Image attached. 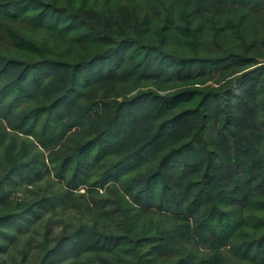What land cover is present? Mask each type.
<instances>
[{
	"label": "rangeland",
	"instance_id": "374dc122",
	"mask_svg": "<svg viewBox=\"0 0 264 264\" xmlns=\"http://www.w3.org/2000/svg\"><path fill=\"white\" fill-rule=\"evenodd\" d=\"M163 2L172 4L171 16L184 13L189 4L186 0ZM202 9L188 14L187 24L179 21L184 29L199 34L196 52L219 55L221 45L256 60L244 65L225 62L212 70L194 64L192 68L171 65L161 71L154 61L146 65L142 58H133L111 80L78 82L77 89L54 111L60 112L58 119L28 109L31 102L42 101L37 96L32 101L15 99L16 91L7 82L15 76L11 70L4 74L0 81V177L11 176L0 188V264H138L144 257L142 264H183L180 259H188L186 264L264 263V254L259 253L264 244L258 242L251 250L259 258L253 263L225 244L227 238L221 233L223 229L230 237L231 226L243 216H248L252 227L255 216L264 214V198L255 194L260 182L237 192L245 174L243 165L234 164L239 159H264V4L255 9H235L230 4ZM243 37L248 48L241 45ZM182 41L176 40L169 48L180 54L194 53L183 44L187 39ZM0 53L19 55L6 37L0 41ZM123 70L126 77L120 75ZM244 73L248 75L232 93L208 100L182 93L177 102L166 106L160 102L165 101L161 96L185 89L223 86ZM58 75L62 72L54 75L55 84L62 85L64 80L60 82ZM140 94L145 95L142 101L121 110L107 106ZM47 95L43 93L42 99ZM202 101H206L205 108ZM184 112L189 114L184 120H172L162 132L156 131L159 122ZM108 118L115 123L104 132L102 125ZM102 133L105 137L99 144H88ZM182 144H187L185 151L166 160ZM209 164L212 170L206 172ZM160 165L162 175L153 176L157 169L152 170ZM203 189L201 206L182 212L190 219L189 232L184 227L177 229L176 237L155 240L156 232L176 223L173 216L156 211L150 203L175 210L181 200L191 203L192 195ZM247 192L253 194L247 196ZM138 195L141 199L133 198ZM221 200L225 203H218ZM212 204L219 206L217 212ZM203 221L207 232L196 233L195 227ZM124 235L129 239L120 241Z\"/></svg>",
	"mask_w": 264,
	"mask_h": 264
},
{
	"label": "trees",
	"instance_id": "16d2710c",
	"mask_svg": "<svg viewBox=\"0 0 264 264\" xmlns=\"http://www.w3.org/2000/svg\"><path fill=\"white\" fill-rule=\"evenodd\" d=\"M186 1L189 4L184 6V13H181L184 15L171 16L172 4L164 3L163 0H0V9H2L0 13V41L6 37L10 41L11 48L19 51V55L7 56L0 53V81L4 74L10 70L15 77L20 72V77H14L12 80L7 81L10 90L16 91L15 99L32 101L34 96H37L42 101L31 102L28 109L31 111L39 109L42 113L50 114L48 118L58 119L61 116L60 112L55 113L54 111L58 110L64 99L77 89L78 82L86 84L111 80L118 75L122 68L126 67L127 60L133 58H142V62L146 65L154 61L161 71L164 67L171 65H178V68L188 65L189 68H192L194 64L206 66L209 70H212L225 62L244 65L256 60L248 54H241L221 45H218L222 51L219 55L215 53L211 56H204L196 52L195 49L199 46L196 43V37L199 34L195 29H184L183 26L179 25V21L182 20L184 24H187L188 14L195 15L202 12V7L206 5L215 9H217V4H230L235 9H243L246 6L255 9L260 4H264V1L260 3L257 0ZM255 1L256 3L252 5ZM21 8H24L25 11H21ZM32 8L34 12L28 14L26 11ZM235 12L238 11H233V13ZM2 32L4 33L2 34ZM178 39L181 41L187 39V43L183 44L193 49L194 53L180 54L172 47L169 48V45L173 46ZM191 40L195 41V44ZM214 42L217 48L216 35H214ZM241 45L248 48L244 37ZM140 66L141 64L138 65L137 71H139ZM35 71L39 73H35ZM60 72H62V75H58L61 76L58 80L60 82L61 80L64 81L62 85H56L57 76L54 77V75ZM120 75L126 77L125 71L123 70ZM247 75L248 73H244L242 77L236 75L226 81L223 86L221 84L219 86H205L202 89H185L182 92L161 96L160 98L165 101L160 102L164 103L165 106L177 102L183 97L181 96L182 93L186 95L195 94L201 96V98L204 97L205 100L214 99L221 96V94L225 95L235 91L237 83L240 84ZM34 90L36 91L34 92ZM46 92L48 95L45 96V99H42V94ZM143 96L145 95L140 94L135 99L127 98L121 101L109 102L107 106L115 111L117 109L121 110L128 104L142 101ZM154 96L157 97V95ZM202 105L205 108L206 101H202ZM186 116H189V114L184 112L178 116L167 118L156 125V131L160 133L172 120L182 121ZM111 123L115 122L108 118V121L102 125V128H105L104 132H108ZM46 126H50L48 121ZM102 135L103 133L92 139L88 144H99L102 138L105 137H102ZM159 136L160 134L155 135V138ZM186 145L182 144L180 149L166 155V160L175 157L176 152L180 150V152H184ZM141 154L139 153L135 158ZM101 156H99V159H101ZM84 163L85 165L89 164L87 156ZM249 163L252 164L249 165ZM163 164H165V161ZM234 164L243 165L245 174V177H242L240 182L237 183V192L246 191V187H250L255 181H258L260 183L256 185V188L259 192L255 194L264 198V159L256 162L239 159ZM85 165L83 164L82 167ZM210 167L212 166L209 164L206 172L212 170ZM15 168L16 166H13L10 170L13 172ZM160 168L163 167L161 165L158 168L154 167L152 172L155 169L157 170L153 173V176L159 177L162 175L163 171ZM83 169L81 168L82 172ZM10 176L6 174L4 179L0 177V188ZM110 178L106 177L105 180ZM202 193H205L204 189L198 194L194 193L191 197H194V199L191 203L189 202L190 204L178 198L177 203L175 201L176 205H178L179 200L183 202L175 210L169 209L163 204L164 208L159 203H150L151 208H155L156 211L173 216L174 223H176L171 228L165 227L161 232H156V235L154 234L155 240L158 239L161 242L167 240L168 236L176 237L178 236L177 229L188 227L189 232L190 219L185 218L182 212L184 209H188L189 212L197 205L201 206ZM252 194L246 193L247 196ZM174 196L176 195L174 194ZM140 197L138 195L133 198L141 199ZM221 198L224 200L225 197ZM252 202L255 204L252 200L249 203ZM157 207L164 209L165 212L159 211ZM212 207L217 212L219 206L212 204ZM255 219V225L250 227L248 216H243L236 225L231 226L232 236L230 237H228L225 230L221 229L222 236L227 238L225 244H231L237 254L253 263L259 258L256 257V253H251V250L258 245V242L264 244V214L255 216ZM206 227L208 225L203 221L198 227L199 229L196 226L194 231L196 233L200 231L207 232L208 228ZM128 239L129 237L124 235L119 240ZM259 253L264 254V249L260 250ZM145 260V257L140 258L138 264L144 263ZM180 261L183 264L189 262L188 259H180Z\"/></svg>",
	"mask_w": 264,
	"mask_h": 264
}]
</instances>
